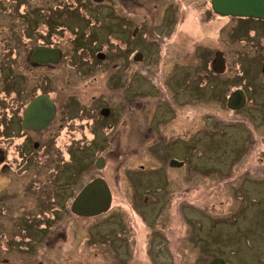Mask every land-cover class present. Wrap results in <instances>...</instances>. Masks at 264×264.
Segmentation results:
<instances>
[{
	"label": "rangeland",
	"instance_id": "374dc122",
	"mask_svg": "<svg viewBox=\"0 0 264 264\" xmlns=\"http://www.w3.org/2000/svg\"><path fill=\"white\" fill-rule=\"evenodd\" d=\"M88 9L92 54L63 32L67 61L79 63L47 68L45 80L28 69L29 91H51L59 111L31 163L19 166L22 139L8 148L12 168L0 171V190L12 187L11 209L27 208L30 218L18 226L1 216L9 226L0 264H264V87H253L264 85V20L216 16L211 0H104ZM138 50L144 65L132 61ZM217 50L225 73L193 86L190 77L185 87L165 78L184 61L197 78L200 59L210 73ZM98 52L106 67L87 62ZM237 87L253 100L234 111L227 100ZM106 107L110 117L100 113ZM173 158L184 164L172 167ZM98 177L110 186V208L91 217L66 211L70 192Z\"/></svg>",
	"mask_w": 264,
	"mask_h": 264
},
{
	"label": "flooded vegetation",
	"instance_id": "af4514ba",
	"mask_svg": "<svg viewBox=\"0 0 264 264\" xmlns=\"http://www.w3.org/2000/svg\"><path fill=\"white\" fill-rule=\"evenodd\" d=\"M102 1L104 0H81V2L79 0H67V4H61V0H43V4L31 6L29 0H0V171L6 172L12 168L9 164L11 154L8 148L12 147L11 145L14 144V138L22 139L21 143L17 145L21 149L17 155V157L21 159L19 166L24 167L27 163H31L33 158L37 157L40 150L43 149L42 146L44 141L41 140V135L43 136V133L51 128L58 115L59 104L51 94V91L45 89V87H43L44 90L41 91H29L28 74L30 71H28V69H32L34 73H38V79L45 80L47 68H57L65 62H69L68 64L71 65H76V62L79 63L77 57H71V59L67 61V49L62 42L61 33L63 32H69L71 35L73 34V38L70 42H73L74 45L78 44L82 46L83 49L87 50V54H92L88 49L90 41L87 37L93 34L90 26L93 24L94 15L92 10L88 8L93 6V2L98 3ZM73 7L74 9L81 7L83 10L82 14H80L79 11L73 10ZM213 12L216 16H222L216 13L214 9L212 10V13ZM78 18L80 21H77ZM165 18L170 20V16H165ZM176 18L177 16L173 17L172 15L171 20L174 22L172 28H174L176 24L179 25ZM231 19L237 20L238 17L231 16ZM83 20L85 22L84 25ZM21 24H23V26H21ZM138 30V28L134 30V36L137 35ZM46 49L51 50L53 55L52 53L47 55ZM138 53L141 54L142 58H136ZM58 54L61 55L58 62L47 61L48 56L58 57ZM132 57L133 60L130 59L134 63L141 65H144L148 61L147 54L144 50L134 52ZM183 60L185 59L183 58ZM89 61L92 64H96L100 61L105 67L109 64L107 53L104 52H98L97 57H90L87 59V62ZM184 62H177L176 67L174 69L173 67L171 68L172 76L167 75L165 78L173 79V77H176V81L182 83L181 86L185 87V83L189 82L190 77H193V86L194 80H198L200 75L201 77H208L211 80L213 79V75L222 74L216 72L214 69V59L208 64L210 73L206 70L204 59L202 61L200 59V61L197 60L198 68H196V72L198 75L196 76L197 78H195L194 75L189 74L187 68L188 64ZM225 62L227 69V61ZM147 69L152 71L151 68ZM225 71L223 73H225ZM260 71L263 73L261 74L264 75V61L262 70ZM177 73L181 74L178 75ZM125 80L126 78H122V81ZM248 81L252 82V79L249 78ZM252 85L253 83H251V87ZM253 87H256L258 92H263V84H256V86ZM238 89H242L246 95L245 105L247 102L253 100L252 93L248 88L237 87L234 91ZM180 90H182L184 94V90ZM167 91L170 92V90ZM177 93H179V90L175 91V94ZM187 94H189L188 91ZM42 95H49L50 99L55 104L56 111L52 120L46 126L39 128V126H36L34 123L29 124V122L25 121V113L31 106V103ZM245 105L240 109H243ZM240 109L233 110L239 111ZM100 113H102L101 110ZM111 114L112 109L110 108V113L107 116L104 115V117H110ZM155 118L156 117H154V119ZM151 129L154 131L153 127ZM154 134L155 132L153 135ZM84 187L85 185L81 187L78 193H76L75 190L72 191V193L70 192L68 195L69 198L67 197V199H65L64 209L66 211L70 208L72 213L79 215L73 210V205ZM12 190V187L0 190V205L2 206L0 208V236L6 235L8 237L6 232L8 231L9 225L7 224V230H3L1 226V224L6 221L5 218L1 217L4 214L8 217V221L11 223L16 222L18 226L26 224L25 219L30 218L26 217L23 219L26 215L24 212L30 214L27 208H22V212L19 213H15V211L13 212L11 209L12 205L15 203L14 200H16L14 196L17 194V192ZM51 199L56 200L55 197H51L50 200ZM20 221H24V223H19ZM32 236L36 239L39 238L40 234L38 233L36 236Z\"/></svg>",
	"mask_w": 264,
	"mask_h": 264
},
{
	"label": "water",
	"instance_id": "95a60500",
	"mask_svg": "<svg viewBox=\"0 0 264 264\" xmlns=\"http://www.w3.org/2000/svg\"><path fill=\"white\" fill-rule=\"evenodd\" d=\"M214 11L222 16H244L264 19V0H211ZM53 52L46 49V54ZM60 53V52H58ZM58 57H47V61L58 62ZM54 58V59H53ZM136 58H142L141 54H137ZM224 52L217 50L214 55L213 67L218 73H223L226 69ZM246 103V95L242 89H238L231 93L228 97V106L231 109H240ZM55 104L49 95L37 97L25 113V121L29 124H35L39 128L46 126L55 115ZM110 108H104L102 114L107 116ZM184 164L178 159H171L170 165L180 167ZM105 166L103 157H99L96 167L101 169ZM112 193L107 181L101 177L94 178L80 191L74 205L73 210L81 216L89 217L101 214L107 211L111 206ZM206 264H226L221 257H214Z\"/></svg>",
	"mask_w": 264,
	"mask_h": 264
}]
</instances>
